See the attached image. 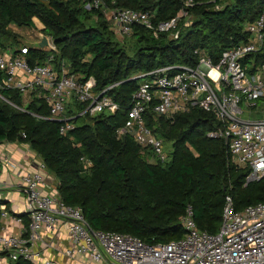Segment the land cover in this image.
Segmentation results:
<instances>
[{
  "label": "trees",
  "instance_id": "trees-1",
  "mask_svg": "<svg viewBox=\"0 0 264 264\" xmlns=\"http://www.w3.org/2000/svg\"><path fill=\"white\" fill-rule=\"evenodd\" d=\"M102 2L109 9L148 11L154 22L179 15L178 36H168L169 32L153 36L134 24L128 53L114 39L110 20H105L102 10H88L81 0H0L1 46L3 41H16L17 35L8 29L10 24L34 27L33 18H37L56 51L29 47V63H43L53 54L55 66L67 63L69 72L80 81L92 76L96 90L117 83L108 94L119 105L113 114L78 116L75 128L63 136L57 121L36 116L48 114L41 98L33 97L24 104L18 90L3 88L0 144H28L56 180L59 197L79 206L93 229L131 234L148 245L167 242L183 236L181 219L190 205L198 229L215 233L227 197L235 210L264 199V177L246 183L248 169L230 161L226 141L206 135L220 122L200 108L172 119L147 108L145 124L158 137L172 141L165 164L149 163L133 138L118 137L116 130L127 120V107L140 81L137 74L163 65L193 66L196 49L216 61L221 51L247 40L244 26L264 10V0H225L219 10L194 5L189 9V25H183L184 0ZM90 16H95L94 24L86 23ZM247 59L264 61V48ZM81 110L83 105L73 100L65 114ZM81 158L91 165L84 168Z\"/></svg>",
  "mask_w": 264,
  "mask_h": 264
},
{
  "label": "built area",
  "instance_id": "built-area-1",
  "mask_svg": "<svg viewBox=\"0 0 264 264\" xmlns=\"http://www.w3.org/2000/svg\"><path fill=\"white\" fill-rule=\"evenodd\" d=\"M81 1L87 9L108 10L110 28L120 37L129 35L134 24L145 27L153 36L163 32L178 36L179 15L154 22L148 11L109 9L102 0ZM224 1L184 0L183 25L190 24V7L207 4L219 10ZM244 30L249 34L247 40L221 51L216 61L196 49L197 63L193 66L163 65L138 74L140 81L127 107V120L117 128L116 135L133 138L149 163L165 164L169 157L162 140L145 124V111L151 108L172 119L178 113L200 108L220 122L206 135L226 141L230 161L248 169L246 183L263 178L264 118L253 120L242 114L244 109L250 113L256 102L264 99V61L247 59L264 48V10L246 23ZM46 36L50 46L42 50L56 51L51 37ZM28 48L0 45V89L18 90L24 104L33 97L41 98L48 114L35 115L57 121L61 135L75 128L78 116L119 110L108 94L117 83L96 90L92 76L80 81L69 72L67 63L55 66L53 54L43 63H29ZM73 100L83 105V110L66 115ZM1 157L5 166L10 164ZM81 159L84 168L91 165ZM49 178L41 162L35 170L18 173L14 183L3 180V187L24 191V198L19 210L0 199V264H264V199L235 210L227 197L215 233L198 229L192 208L187 205L181 219L183 236L148 245L131 234L93 229L79 206L59 197ZM61 227L65 237L60 247L55 238L61 239Z\"/></svg>",
  "mask_w": 264,
  "mask_h": 264
},
{
  "label": "crops",
  "instance_id": "crops-1",
  "mask_svg": "<svg viewBox=\"0 0 264 264\" xmlns=\"http://www.w3.org/2000/svg\"><path fill=\"white\" fill-rule=\"evenodd\" d=\"M39 20L37 18H33V22L35 27L42 30L43 25L39 21L40 26L37 25V22ZM8 29L16 34L20 35H27L30 30H28V27L22 26L18 27L14 24H10L8 26ZM29 37V36H28ZM31 38V37H29ZM16 48V47H15ZM5 156L6 160L10 163L5 166V163L2 162V157ZM42 162L41 158L29 147L26 143H20V142H3L0 144V199H4V202L13 209H18L22 206L23 198H24V191L18 189V188H5L3 180L7 182L14 183L16 180V175L18 173H22V171L25 170H35L39 166V164ZM15 165V167H12L11 165ZM48 173V172H47ZM52 177V176H51ZM51 181L55 185V179L54 177L51 179ZM61 239L55 238V241L57 242V245L64 246V235L65 231L64 228L61 227Z\"/></svg>",
  "mask_w": 264,
  "mask_h": 264
},
{
  "label": "rangeland",
  "instance_id": "rangeland-1",
  "mask_svg": "<svg viewBox=\"0 0 264 264\" xmlns=\"http://www.w3.org/2000/svg\"><path fill=\"white\" fill-rule=\"evenodd\" d=\"M102 12L104 13L105 20H108V18H109L108 10H104V11L102 10ZM94 21H95V16H90L86 20V23L87 24H94ZM37 25L40 26L39 21L37 22ZM28 30H30V32L25 36L18 34L16 41H14L13 43L3 41V43H4L3 47L15 48L18 46H28L31 48H36L37 42L39 41V35L45 34V33H43L42 30L35 27V25H34V27H28ZM28 36L31 38H29ZM168 36L175 38V34L173 32H169ZM114 39L117 40L120 44L125 45L124 48L127 50V52L131 53L132 48H129L128 44H130V42L133 40V38L130 37V35H127L124 37L114 35ZM38 49H40V48H38ZM242 107L244 108V106H242ZM242 116H243V118H249V119H253V120H259V119L264 118V99L258 100L256 102V107L255 108L253 107L252 111L250 113L248 112L247 109H244ZM159 138L162 140V143L164 146V151L167 153L168 157L170 158V152L172 150V141L164 140L161 137H159ZM52 178H53V176L51 178H49V180H51Z\"/></svg>",
  "mask_w": 264,
  "mask_h": 264
},
{
  "label": "water",
  "instance_id": "water-1",
  "mask_svg": "<svg viewBox=\"0 0 264 264\" xmlns=\"http://www.w3.org/2000/svg\"><path fill=\"white\" fill-rule=\"evenodd\" d=\"M45 46H50V42L48 40V37L46 34H40V40L37 42V47L36 48H44Z\"/></svg>",
  "mask_w": 264,
  "mask_h": 264
}]
</instances>
